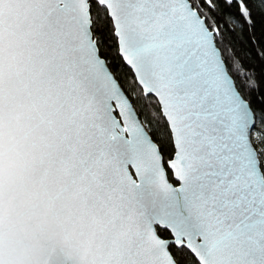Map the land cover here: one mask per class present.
Here are the masks:
<instances>
[{
	"label": "snow or ice",
	"instance_id": "1",
	"mask_svg": "<svg viewBox=\"0 0 264 264\" xmlns=\"http://www.w3.org/2000/svg\"><path fill=\"white\" fill-rule=\"evenodd\" d=\"M257 8L0 0V264H264Z\"/></svg>",
	"mask_w": 264,
	"mask_h": 264
},
{
	"label": "trees",
	"instance_id": "2",
	"mask_svg": "<svg viewBox=\"0 0 264 264\" xmlns=\"http://www.w3.org/2000/svg\"><path fill=\"white\" fill-rule=\"evenodd\" d=\"M232 27L235 28V34H227L225 45L236 53L245 71L260 83L264 78V59L258 55L264 53V13L259 8L255 9L252 23L246 24L243 31L235 25ZM259 92L258 88L255 94L259 95Z\"/></svg>",
	"mask_w": 264,
	"mask_h": 264
},
{
	"label": "water",
	"instance_id": "3",
	"mask_svg": "<svg viewBox=\"0 0 264 264\" xmlns=\"http://www.w3.org/2000/svg\"><path fill=\"white\" fill-rule=\"evenodd\" d=\"M171 182H173V181H171ZM174 184H175V182H173Z\"/></svg>",
	"mask_w": 264,
	"mask_h": 264
}]
</instances>
